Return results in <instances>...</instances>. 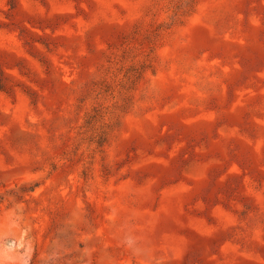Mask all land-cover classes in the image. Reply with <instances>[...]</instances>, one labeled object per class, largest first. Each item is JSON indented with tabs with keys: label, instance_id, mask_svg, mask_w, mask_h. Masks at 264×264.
Segmentation results:
<instances>
[{
	"label": "rangeland",
	"instance_id": "374dc122",
	"mask_svg": "<svg viewBox=\"0 0 264 264\" xmlns=\"http://www.w3.org/2000/svg\"><path fill=\"white\" fill-rule=\"evenodd\" d=\"M0 264H264V0H0Z\"/></svg>",
	"mask_w": 264,
	"mask_h": 264
}]
</instances>
